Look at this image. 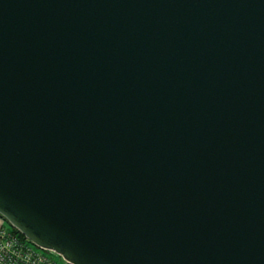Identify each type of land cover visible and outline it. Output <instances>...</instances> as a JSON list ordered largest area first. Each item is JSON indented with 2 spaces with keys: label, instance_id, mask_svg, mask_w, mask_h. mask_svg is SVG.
I'll list each match as a JSON object with an SVG mask.
<instances>
[{
  "label": "water",
  "instance_id": "95a60500",
  "mask_svg": "<svg viewBox=\"0 0 264 264\" xmlns=\"http://www.w3.org/2000/svg\"><path fill=\"white\" fill-rule=\"evenodd\" d=\"M0 217L67 264H264V0H0Z\"/></svg>",
  "mask_w": 264,
  "mask_h": 264
},
{
  "label": "built area",
  "instance_id": "2783aa9c",
  "mask_svg": "<svg viewBox=\"0 0 264 264\" xmlns=\"http://www.w3.org/2000/svg\"><path fill=\"white\" fill-rule=\"evenodd\" d=\"M49 253L9 226L0 229V264H54Z\"/></svg>",
  "mask_w": 264,
  "mask_h": 264
},
{
  "label": "rangeland",
  "instance_id": "374dc122",
  "mask_svg": "<svg viewBox=\"0 0 264 264\" xmlns=\"http://www.w3.org/2000/svg\"><path fill=\"white\" fill-rule=\"evenodd\" d=\"M5 227L7 226V223L4 224ZM49 257L52 260L54 264H67L59 255L56 253H49Z\"/></svg>",
  "mask_w": 264,
  "mask_h": 264
},
{
  "label": "crops",
  "instance_id": "0c3cea01",
  "mask_svg": "<svg viewBox=\"0 0 264 264\" xmlns=\"http://www.w3.org/2000/svg\"><path fill=\"white\" fill-rule=\"evenodd\" d=\"M4 221L2 220V218L0 217V229L4 226Z\"/></svg>",
  "mask_w": 264,
  "mask_h": 264
}]
</instances>
